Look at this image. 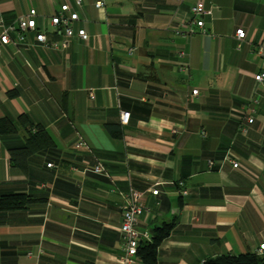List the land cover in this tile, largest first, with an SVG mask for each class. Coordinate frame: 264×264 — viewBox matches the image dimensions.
<instances>
[{"label":"crops","instance_id":"obj_1","mask_svg":"<svg viewBox=\"0 0 264 264\" xmlns=\"http://www.w3.org/2000/svg\"><path fill=\"white\" fill-rule=\"evenodd\" d=\"M194 2L0 0L6 26L34 8L47 42L62 39L49 18L68 3L79 18L74 26L88 35L56 51L29 32L0 50V118L25 115L31 133L44 130L53 142L18 164L9 149L25 144L26 131L0 139V195L33 199L0 211V264H117L124 196L156 181L138 230L172 223L157 264L257 254L264 243V87L253 75L264 73V57L253 52L264 44V0H202L209 12L196 17ZM97 163L104 173L93 171ZM131 264L140 263L134 257Z\"/></svg>","mask_w":264,"mask_h":264},{"label":"built area","instance_id":"obj_2","mask_svg":"<svg viewBox=\"0 0 264 264\" xmlns=\"http://www.w3.org/2000/svg\"><path fill=\"white\" fill-rule=\"evenodd\" d=\"M77 4L80 3V0H75ZM94 5L100 7L104 5L103 1H95ZM190 12L193 17L201 16L204 13L209 12L204 8L202 0H195V2L190 6ZM36 12L34 8H30L26 13L19 14L14 22L10 25H4L0 20V50L3 49L7 44H13L18 46L23 43L26 39V35L29 32H35V40L42 44L43 46H50L56 51L61 48L67 47L71 39L79 38L81 40H87L88 35L82 26H74V22L79 20L78 15L73 11L68 3H63L60 5L58 11H53L49 18V27L53 30L62 31V39L60 41L47 42L45 29L40 31L36 30L35 22ZM197 26H202V20H196ZM10 32H14V37L10 35ZM235 37L238 41H243L245 38V31L243 28H237L235 31ZM132 49H129L131 52ZM254 58L264 57V44L257 45L256 49L253 52ZM253 78L256 82L264 87V73L256 72L253 75ZM192 95L197 94V90L194 89L191 91ZM257 99H254L256 102ZM129 112H121V122L126 124L128 121ZM248 122H252V118H248ZM174 131V130H173ZM77 146L84 145L83 140L77 142ZM211 164V162H210ZM238 164L232 162V166L236 167ZM50 166V163L47 164ZM93 171L96 173H104V169L100 166L99 163L94 166ZM159 181L153 182L148 188H136L130 187L128 192L124 196L122 205H120V224L118 228V236L123 241V249L121 254L117 257V264H131L133 258L135 257L137 247L141 240L149 239V232H140L138 230V224L141 216L147 211V208L144 205V200L146 198V193L150 192L153 195L158 194ZM180 187L178 195L184 196L187 194V191L183 186V182L179 181L175 183ZM79 187V185H76ZM264 250V243L260 244L258 247L257 254H261V251ZM26 254L29 256L30 251H26Z\"/></svg>","mask_w":264,"mask_h":264},{"label":"trees","instance_id":"obj_3","mask_svg":"<svg viewBox=\"0 0 264 264\" xmlns=\"http://www.w3.org/2000/svg\"><path fill=\"white\" fill-rule=\"evenodd\" d=\"M7 94L9 97H13L16 95V91L10 90ZM30 125L25 115H19L16 121L0 118V139L16 133L20 128L27 133L23 146L9 149L10 159L16 161L18 164L21 163L19 156L25 158L31 154L32 151L45 150L53 146L52 140L44 130L40 129L31 133V130H29ZM226 159H228L227 156ZM32 200L31 197L21 193L0 195V211L21 209ZM171 226L172 223H164L159 228L154 227L150 231V238L140 241L135 254L140 264H157V248L161 241L168 236ZM200 264H264V252L262 254H256L255 252H247L238 255L222 254L207 258Z\"/></svg>","mask_w":264,"mask_h":264}]
</instances>
